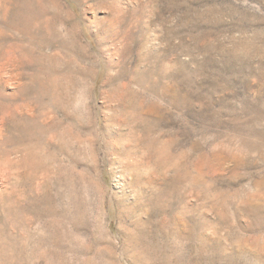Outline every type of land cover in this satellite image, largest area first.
<instances>
[{
    "label": "rangeland",
    "instance_id": "obj_1",
    "mask_svg": "<svg viewBox=\"0 0 264 264\" xmlns=\"http://www.w3.org/2000/svg\"><path fill=\"white\" fill-rule=\"evenodd\" d=\"M0 264H264V0H0Z\"/></svg>",
    "mask_w": 264,
    "mask_h": 264
},
{
    "label": "bare ground",
    "instance_id": "obj_2",
    "mask_svg": "<svg viewBox=\"0 0 264 264\" xmlns=\"http://www.w3.org/2000/svg\"><path fill=\"white\" fill-rule=\"evenodd\" d=\"M34 2V1H33ZM26 5H28V3L26 2V4H25V6H24V8H26ZM22 7V6H21ZM20 8V7H19ZM24 12V11H23Z\"/></svg>",
    "mask_w": 264,
    "mask_h": 264
}]
</instances>
